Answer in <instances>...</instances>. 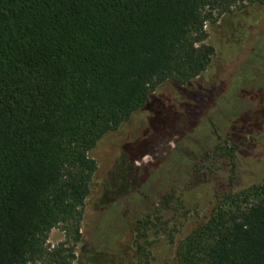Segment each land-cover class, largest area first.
I'll list each match as a JSON object with an SVG mask.
<instances>
[{
	"label": "trees",
	"instance_id": "trees-1",
	"mask_svg": "<svg viewBox=\"0 0 264 264\" xmlns=\"http://www.w3.org/2000/svg\"><path fill=\"white\" fill-rule=\"evenodd\" d=\"M221 5L0 0V264H65V249L48 250L50 231L63 224L76 242L84 240L89 208L95 213L137 192L135 161L188 133L200 106L225 85L214 76L216 47L206 41L207 22ZM166 81L179 88L201 82L189 95L197 107L179 113L154 96ZM143 110L153 133L137 150L125 145L103 188L94 189L98 165L90 151ZM260 129L256 122L233 128L229 149ZM179 188L171 186L135 220L119 257L148 263L151 236L165 229L163 211L175 207ZM177 258L180 264H264V177L217 192L209 217L179 242Z\"/></svg>",
	"mask_w": 264,
	"mask_h": 264
},
{
	"label": "rangeland",
	"instance_id": "rangeland-1",
	"mask_svg": "<svg viewBox=\"0 0 264 264\" xmlns=\"http://www.w3.org/2000/svg\"><path fill=\"white\" fill-rule=\"evenodd\" d=\"M220 3L213 19L207 22L206 41L216 47L214 76L225 80L224 87L200 106L187 134L162 141L135 161L141 168L136 174L140 178L137 192L95 213L92 206L89 208L84 240L76 242L63 224L50 231L48 250L65 249L62 254L68 256L66 262L60 258L65 264H132L129 258L118 256L119 245L127 248L135 220L156 207L171 186L180 187L183 194L174 202L175 207L163 211L165 229L152 234L151 255L148 263L142 264H180L179 242L209 217L217 192L242 189L263 179L264 0ZM200 83L179 88L166 81L157 87L154 96L181 113L187 106L197 107L189 95L200 89ZM149 116L148 110L137 113L107 133L90 151L98 165L92 181L94 189L103 188L125 145L137 150L151 136ZM251 122L261 127L256 137L229 149L231 130ZM219 147H226L224 150L232 154L221 155ZM149 164L152 166L146 170Z\"/></svg>",
	"mask_w": 264,
	"mask_h": 264
}]
</instances>
